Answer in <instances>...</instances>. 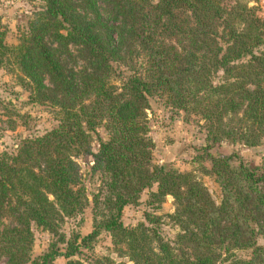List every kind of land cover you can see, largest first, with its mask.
Here are the masks:
<instances>
[{
  "label": "trees",
  "instance_id": "1",
  "mask_svg": "<svg viewBox=\"0 0 264 264\" xmlns=\"http://www.w3.org/2000/svg\"><path fill=\"white\" fill-rule=\"evenodd\" d=\"M39 1L14 43L0 29V68L55 119L0 150V257L6 264H264V154L233 164L232 153L211 151L222 140L254 146L264 134V18L249 4L256 0ZM156 96L184 120L199 116L205 134L197 149L209 160L203 171L217 201L191 170L152 163L147 109ZM98 126L106 136L91 151ZM80 153L91 154L98 175L90 199L73 161ZM167 194L171 211L144 210L136 223L122 222L125 206L158 210ZM89 202L88 230L65 236L64 216ZM31 224L51 236L34 257ZM101 233L125 260L80 256ZM242 249L246 258L235 252Z\"/></svg>",
  "mask_w": 264,
  "mask_h": 264
},
{
  "label": "rangeland",
  "instance_id": "2",
  "mask_svg": "<svg viewBox=\"0 0 264 264\" xmlns=\"http://www.w3.org/2000/svg\"><path fill=\"white\" fill-rule=\"evenodd\" d=\"M39 0H0V29L5 32V42L12 44L16 41L18 29L24 25L26 18L37 9ZM255 4L256 12L264 18V0L250 1ZM27 91L16 83L14 74L6 69L0 68V150L12 149L21 135L39 133L49 128L55 123L52 114L43 106L34 104L27 99ZM14 112L13 114H9ZM149 117V135L153 140L151 161L153 164L172 163L183 170H191L192 173L203 183L211 197L217 201L219 197L218 187L212 176L203 170L209 167V160L200 157V150L197 149L203 142L205 130L200 125L199 116L196 114L186 115V120L182 119V112L174 110L162 104V99L152 97L149 100L147 109ZM11 125H13L11 127ZM105 131L98 126L91 133L90 150L94 151L98 145L99 138H105ZM211 151L213 153H232V162L236 164L239 159L257 162L258 158L264 154V134L260 138V143L254 146H246L240 143H232L222 140L215 145ZM78 167L81 183L85 193L90 199L91 193L98 184V175L90 171L92 162L90 153H80L73 158ZM154 187V185L152 186ZM145 191L142 192L143 198ZM90 202L87 203L81 212L64 216L60 230L65 236L75 232H85L88 230L93 217L90 210ZM173 209L172 198L166 195L158 210L144 206V204L125 206L121 220L124 224H134L142 218L144 210L149 212H167ZM166 220L165 217H162ZM8 223V219H3ZM169 223L161 225L165 232L169 231ZM33 240L30 255L34 257L45 249L51 239L50 234L31 224ZM257 243L263 242V237L256 238ZM236 254L246 258L249 249L236 250ZM109 253L116 260H125V256L116 255L110 244L108 236L104 233L98 235L92 242L91 248H83L80 256L85 260L92 261L100 254ZM0 264H6V256L0 257ZM126 264H131L127 261ZM216 264H227L226 261Z\"/></svg>",
  "mask_w": 264,
  "mask_h": 264
}]
</instances>
